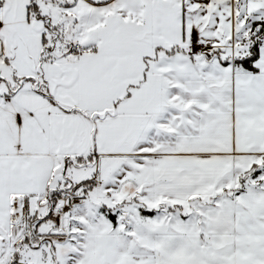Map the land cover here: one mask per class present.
Masks as SVG:
<instances>
[{
	"label": "snow or ice",
	"instance_id": "snow-or-ice-1",
	"mask_svg": "<svg viewBox=\"0 0 264 264\" xmlns=\"http://www.w3.org/2000/svg\"><path fill=\"white\" fill-rule=\"evenodd\" d=\"M0 264H264V0H0Z\"/></svg>",
	"mask_w": 264,
	"mask_h": 264
}]
</instances>
